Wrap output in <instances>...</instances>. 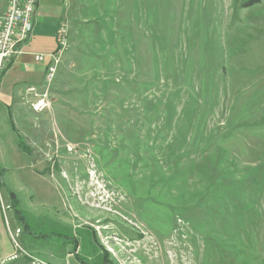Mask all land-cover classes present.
Here are the masks:
<instances>
[{
    "label": "rangeland",
    "instance_id": "obj_1",
    "mask_svg": "<svg viewBox=\"0 0 264 264\" xmlns=\"http://www.w3.org/2000/svg\"><path fill=\"white\" fill-rule=\"evenodd\" d=\"M75 1L61 97L102 108L0 110V257L264 264V0Z\"/></svg>",
    "mask_w": 264,
    "mask_h": 264
},
{
    "label": "crops",
    "instance_id": "obj_2",
    "mask_svg": "<svg viewBox=\"0 0 264 264\" xmlns=\"http://www.w3.org/2000/svg\"><path fill=\"white\" fill-rule=\"evenodd\" d=\"M75 4L80 6L79 2L75 0H38L33 32L28 43L24 47V53L17 57L0 77V110L3 109V111L6 112L8 110L9 115V109L12 108L15 113H18L17 116H20V118L22 117L20 121L25 122L28 120L24 118V113L31 111L29 107L24 102H22L21 97L23 96L24 90L29 86H34L39 91L43 90V81L47 65V62H35L33 56L35 54L48 55L55 51L57 29L59 24L63 21L67 22L68 33L70 37L73 30L71 23H73V17L76 14ZM5 5L6 0H0V13H2ZM70 47L71 44L69 42L68 49L63 54L57 70L58 74L56 75L54 83L51 87L50 97L52 99L50 104L52 105L48 110L45 111L48 112V115L49 112H53L55 106L58 104L60 105V103L63 104L61 108L65 110L67 106H80L84 108L83 110L87 111H96L97 109L102 108L98 102L94 101V97H96L95 94L89 93V96L91 97L90 100H92L93 109H91L86 103L78 102L75 98L71 99L70 97L67 99L61 97L65 95L64 93H66L67 96L70 90L72 91L76 89L77 91L81 88H73L68 85H63L62 83L65 68L68 67L69 61L71 59V56H69L71 50ZM86 88V86L82 87V93ZM85 105L87 107H85ZM81 109L82 108L78 110ZM9 117H11V115H9ZM20 215L21 214L18 211L16 204H14L12 220L17 221L18 218H21L22 215ZM37 238V236H34L33 240H28V244L31 243L29 244V246L31 245V249H36V241L34 240ZM68 245L67 237H64L62 244H60L61 248L59 249L58 254L61 255L65 260L70 257L67 252ZM1 250L3 255L0 257V264H20V256L16 257L14 251H11L10 248L6 247L4 243L1 245Z\"/></svg>",
    "mask_w": 264,
    "mask_h": 264
},
{
    "label": "built area",
    "instance_id": "obj_3",
    "mask_svg": "<svg viewBox=\"0 0 264 264\" xmlns=\"http://www.w3.org/2000/svg\"><path fill=\"white\" fill-rule=\"evenodd\" d=\"M37 2L38 0H6V5L0 13V77L13 61L24 53V47L33 32ZM68 46V25L63 21L57 29L55 51L48 55L33 56L35 62H47L43 90L39 91L36 87L29 86L21 97L22 102L33 112L42 113L50 107L51 86ZM7 230L11 240L15 242L20 231L17 229L12 232L9 228ZM15 246L18 247L17 244ZM39 264L44 263L39 261Z\"/></svg>",
    "mask_w": 264,
    "mask_h": 264
},
{
    "label": "flooded vegetation",
    "instance_id": "obj_4",
    "mask_svg": "<svg viewBox=\"0 0 264 264\" xmlns=\"http://www.w3.org/2000/svg\"><path fill=\"white\" fill-rule=\"evenodd\" d=\"M73 234L68 237V242H69L70 250L72 251V254H71L72 259L74 261H76L77 263H79V264H90L88 262H85L84 260H83V262H81V261L78 260V256L77 255L79 254V250H82V248L79 246L78 242L75 241Z\"/></svg>",
    "mask_w": 264,
    "mask_h": 264
},
{
    "label": "trees",
    "instance_id": "obj_5",
    "mask_svg": "<svg viewBox=\"0 0 264 264\" xmlns=\"http://www.w3.org/2000/svg\"><path fill=\"white\" fill-rule=\"evenodd\" d=\"M258 1H259V0H246L245 2L242 3V5H244V7H250V6L254 5V4H256ZM13 201H15V200H13ZM14 203H15V202H14ZM20 216H21V215H20ZM18 217H19V216H18ZM18 217H17V218H18ZM18 221L24 224L23 227H24L25 229L28 228V225L25 224V222H24L22 216H21V218H18ZM22 221H23V222H22ZM67 238H68V237H67ZM67 240H68V239H67ZM67 242H68V241H67ZM68 244H69V242H68ZM78 260L81 261V262H83V260L80 259L79 257H78Z\"/></svg>",
    "mask_w": 264,
    "mask_h": 264
}]
</instances>
